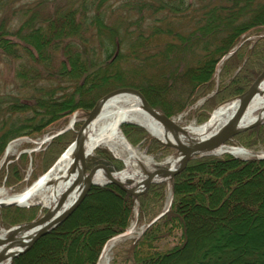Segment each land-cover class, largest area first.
I'll list each match as a JSON object with an SVG mask.
<instances>
[{"label": "trees", "instance_id": "16d2710c", "mask_svg": "<svg viewBox=\"0 0 264 264\" xmlns=\"http://www.w3.org/2000/svg\"><path fill=\"white\" fill-rule=\"evenodd\" d=\"M263 69L264 0H0V73L9 77L0 79V158L12 140L55 134L75 111L91 109L103 96L123 87L138 89L151 106L170 117L203 99L188 118L204 121L218 103L247 91ZM123 132L132 143L144 140L145 133L138 127L123 126ZM75 136L73 131L57 135L33 156L42 157L48 170ZM146 143L151 154L172 151L155 139ZM228 144L263 150L264 123ZM97 153L88 158V168L105 158L113 160L104 150ZM27 157L22 154L2 168L0 176L9 186L13 178L21 180L15 168L19 158L26 164ZM254 177L264 180V159L244 160L229 154L191 159L170 185L156 183L139 197L142 218L157 216L168 185L172 201L140 238L116 247L118 256L112 264H221L230 244L219 243L223 235L219 223L212 222L231 214L246 217L239 222L243 223L264 209V190L248 191ZM121 193L113 186L94 188L75 215L10 264H34L43 255L47 264H56L52 258L67 243L75 220L72 231L80 222H85V228H77V236L69 239L60 256L66 261L60 264H96L104 244L130 224L133 201ZM93 199L99 205L118 202L122 211L91 230L77 213L85 210L91 220ZM36 211L3 208L0 224L32 220ZM200 218L205 228L198 233L195 222ZM175 231L181 240L167 251L158 250L155 243ZM197 234L214 241L196 243ZM84 241L80 262L76 247ZM45 242L52 250L33 256ZM69 253L76 256L74 261L68 259ZM239 254L247 264L263 261L258 248ZM237 260L233 257L230 262Z\"/></svg>", "mask_w": 264, "mask_h": 264}, {"label": "rangeland", "instance_id": "374dc122", "mask_svg": "<svg viewBox=\"0 0 264 264\" xmlns=\"http://www.w3.org/2000/svg\"><path fill=\"white\" fill-rule=\"evenodd\" d=\"M7 73H9V72H7ZM7 78H9V77L4 76L2 73H0V79H7ZM6 83L7 82H5L4 85H6ZM2 84H3V82L0 81V85H2ZM129 88H132V87H129ZM133 89H136V88H133ZM230 99H232V98H230ZM230 99H228V100H230ZM203 102H204V100L200 99L196 103L195 106L191 107L189 110H187L185 112H182L180 114V117L179 116H174V117L168 116V117L174 119L176 123H178L180 126L185 127V128H187L190 125L200 126V125H203L204 123H206L209 120L211 114L214 112V110L218 106L223 104L225 101L221 102V103H218L215 107H213V109L211 110V112L209 114L208 119H206L204 121H199V120H196V119L189 120L188 117L191 116L190 112L192 110H194V108L196 109V107L198 105H201ZM93 107L91 109H87V110H84V111L80 110V109L75 111L72 115L69 116L68 120L66 121V123L64 125V128L61 129V130L63 131L67 127L72 125L71 121L75 118V121H76L75 125L73 126L72 129L68 130V131H73L74 132V136H75L78 133L80 127L82 126L84 120L87 117L86 116V112L92 110ZM158 111H160V110H158ZM123 126H127L129 128L130 127H138L140 129H142V131L145 133V136L143 138L145 140V142H144V140H141L140 142L134 141L132 143L131 141H129V139L126 136H125V140L133 148V150L135 151L137 156L139 158H141L142 162L145 163V166L147 167L148 171H154V170L159 169L161 167H168V165H169L168 162H167L168 159L171 158V157H175L176 156L177 150L175 148L169 147V146L165 145L163 142H160V141L156 140L151 135V133L147 132L144 129V127H141V126L135 125V124L134 125L124 124L121 127L122 130H123ZM61 130H59V131H61ZM68 131H66V132H68ZM57 133H55V134H57ZM123 134L125 135L124 132H123ZM51 136L53 137L54 134L44 135L42 138H38V139H35V140H32V139H30L28 137L16 138V139L12 140L6 146L3 156L0 158V173H1L2 168H6V166L12 164L11 161L14 158L18 159V157H20L22 154H27L28 157H27L26 164L21 162V158H19V160L17 162L18 166H16L17 168H15V169H18L17 170V172L19 173L18 177L21 180L19 181L18 179L13 178L12 179L13 183L10 184V186H9V184L6 182V177H2L1 178V176H0V189H4L6 191V194H8V195H15V194L22 193L24 190H26V188H28L33 182H35L41 175L45 174L55 164V162L59 159V157L61 155H59L55 159V161H53V163L49 166L50 168L48 167L49 169L48 170L46 169L47 171L43 167V164H42L43 159H42V157L35 156L36 157L35 158L33 156V153H39L40 151L45 150L48 147V144L51 141V139H50ZM75 139H76V136L72 140L75 141ZM150 139H155L157 142H159L163 146L172 148L171 153L166 154L165 151L163 150L164 152H160L158 155L151 154V152H149L147 150V148H146V144H147L146 142L149 141ZM73 142L68 145V147L65 149V151L73 144ZM28 144H30V146H28ZM226 148L227 149H237V148L245 149L249 153V155L247 157H238L240 159H244V160L251 159V158L264 159V149L263 150H259V151H254V150L246 149V148H244L242 146H239V145H232V144H228L227 146L221 148L225 152L222 153V154H219V155H224V154L232 155L231 153H228L227 150H225ZM99 150H104L107 153H109L110 156L113 158V160H109L108 158H105V159H102V160H104V162H102V161H100L99 163L98 162L97 163L93 162V165L89 166L88 170H90L91 168H93V167H95L96 165H99V164H104V165L109 166V167H115L114 171L119 170L117 167H122L123 166L124 162L121 159H118V157L114 156V154L111 151H109L107 148H105V147H100V148L96 149L90 156L94 157V156L98 155L97 151H99ZM117 156H120V157L124 158V157H126V152H121V154L118 153ZM142 156H146V157L142 158ZM147 158H149L148 159L149 161H147ZM99 159L101 160V158H99ZM33 162H34V164H33ZM135 168L137 170H139L138 166H136ZM252 180L255 183H254V185L248 187V191L251 190V192L260 193L261 191L264 190V180L263 179L260 180L257 177L256 178L254 177V178H252ZM171 182L172 181H167L165 183L170 185ZM127 185L133 187L132 186L133 182H131V180L129 179L127 181ZM127 185H124V186L127 187ZM169 185L167 186V190H166V196H165L166 199L163 200L162 205L160 204V206L157 208V212H158L157 216L155 218H153V217L142 218L141 214H140V211H139V206L140 205H139L138 199H139V197L144 195L146 192L144 194H142V195H139L138 197H135V196H133L131 194L126 193L124 190H122L120 187H118L117 185H115L113 183L106 184V186L115 187L116 190H118L119 192H122L121 194H124V195H127V196L131 197L132 201H133L132 203H133L134 206H133L132 216H131L130 222H129L130 224L127 227L126 231H124L120 235H117V236L111 238L110 240H108L104 244L103 248H105V253H104L105 257L100 256L96 264H112L113 260L118 256V255L117 256H115V255H116V247L119 244H121V243H125L126 244L127 242H129V240H127V239H134V238L138 239V238H140L141 235L145 232V230L150 226V224L151 223H155L157 221L156 220L155 222H153L154 219H156L158 216H163L169 210V208L171 206V201H172V195H171V191L169 189V187H170ZM94 200L95 199H93L89 203V205H94V207L96 206L95 208H93V210L95 212L92 215L93 218L91 220H89V218L91 216L85 215L86 214L85 210H80L77 213L79 218L80 217H82V218L85 217L83 219L84 220L86 219V222L88 224L87 228H91V230L94 229L95 226H97V224L99 225V224L105 223L107 221V218H109V217L112 218L113 214L119 215L121 213V211H122L121 210V206L122 205L120 203L118 204V202L116 204L115 202L107 201V202H104L102 205H99L100 203L97 202L98 200H96V201H94ZM7 207H17L19 209H24V207H22V206L21 207H19V206H7ZM31 207L37 208V211H36L34 219L29 220V221H25V222H22V223H18V224H15V225H11V226H8V225L1 226V224H0V232H2L4 230H9V229L17 227L19 225H23V224H26V223H30V222L36 221L37 219H39L44 214V212L47 211L46 209H44L40 205H33ZM79 207L76 209V211L79 209ZM3 208H6V207H0V212H1V210ZM76 211L72 215H75ZM244 218H246V217H244V216L241 217L240 215H237V216L233 217L231 214H228L227 218H225L224 220L223 219L220 220V221H216L215 220V221L212 222V223H219L218 232L223 235V240H220L219 243L220 244H226V243L230 244L229 248H227V249H229L230 252L225 250L226 252H224L223 255H222L221 264H247V263H244V260H243L244 256L239 254V251L248 250L251 247L259 249V252L261 253V259L263 261L259 262L258 264H264V209L261 210V212H259L257 214V216L255 215V217H251L250 220L244 221L243 223H239ZM83 223H85V222H83ZM83 223L80 222L79 226H76V227L78 229L85 228V227H82V225H84ZM195 223H196L195 228H196V231L198 230V233L201 231V229L205 228L204 227L205 224L202 221V219L201 220H199V219L196 220ZM70 224L71 223H68V225H70ZM72 224L73 225L70 226L69 237H66L68 244L65 241L63 243L64 247L61 244L60 248H58L56 250V252L58 253L57 254L58 256L52 258L53 259V261H52L53 263L55 262L56 264H60L61 262L66 261V259L61 260L60 256H63V254H62L63 250H65V249L67 250L68 249V246H69V243H70L69 239H72L75 236H77L76 232L78 230L77 228H75L74 231L71 230L72 229L71 227H73L74 224L75 225L77 224L76 220H75V223H72ZM52 231H50V232H52ZM65 231H66V228H65V230H63V232L65 233ZM180 238H181L180 232L175 231V233L172 234L169 238H166V239H164L162 241L156 242L155 246L160 251H167L170 248H172L175 244H177L181 240ZM232 238H234V239H232ZM194 239H196V243L198 242L199 244H201V243L204 244L206 242L213 243V241H214V240L212 241L213 238H210L211 240H206L205 237L203 238V236H199V234H197L196 237L194 236ZM86 242L87 241H84L82 243V245L80 243H78V245L76 247V249H78V253L77 254H78L79 257H81V260L79 259L80 262H83V258L85 256L84 254H85V249H86L85 248ZM48 244H49L48 242H45L42 246H40L33 253V256L38 254V253H40V252H43V253L46 252V251L49 252V250L51 248H49ZM102 252H103V249H102ZM147 252L148 251L146 249L143 250V253H147ZM47 255H48V253H47ZM18 257L13 259V261L16 260ZM44 257L47 258L45 255H43L42 260H39L37 263H34V264H47V259L45 261ZM233 257H238V260L234 261V262H232V261L230 262V260H232ZM75 258H76V256L73 257L70 253L68 254V259L70 261L71 260L74 261ZM13 261H11L10 263H12ZM10 263H6V264H10Z\"/></svg>", "mask_w": 264, "mask_h": 264}, {"label": "bare ground", "instance_id": "6f19581e", "mask_svg": "<svg viewBox=\"0 0 264 264\" xmlns=\"http://www.w3.org/2000/svg\"><path fill=\"white\" fill-rule=\"evenodd\" d=\"M120 89V88H119ZM261 91L253 98L250 103L244 117L243 124L251 123L256 118H264V83L260 87ZM226 102V101H225ZM223 103L218 106L213 113L211 120L203 125L196 126L190 125L186 128L187 134L190 137H203L208 136L215 132L220 126H222L237 110L238 101L229 103ZM141 101L137 95L133 93L120 92L115 96L111 97L102 107L100 113L95 116L93 121L85 129V146L90 155L98 148L105 147L111 151L114 156L121 159L124 163L122 168L114 171L113 174L107 176L103 169L99 170L94 177V182L97 184H105L109 181H117L123 185H127V181L130 179L133 182L134 191H141L142 188L137 182H144L148 179H152V176L142 171V167L146 168L145 163L142 162L141 158L137 156L133 148L125 140V135L121 129L122 125H139L151 133V135L158 141L169 142L173 144H185L187 136L184 134L175 133L172 130L165 129L157 120L151 117L141 106ZM180 117V115H178ZM75 118L71 121V126L75 125ZM71 128V129H72ZM62 131V130H61ZM60 132V131H59ZM78 134V133H77ZM76 134V137H77ZM51 140L53 137L51 136ZM77 145L73 143L64 153L61 161L53 169H49L45 174L41 175L40 183L33 189L28 190L32 183L22 193L15 195H8L4 189H0V202H17L19 207L28 208L33 205H40L47 211L37 219L40 221V225L51 223L61 211L64 210L71 201L75 193L76 180L80 177L81 164H75L74 158L77 154ZM227 152H232L237 157H247L249 153L242 148L237 149H225ZM121 152H126V157L122 158L117 156ZM224 150H218L214 155L224 153ZM117 153V154H116ZM61 155V156H62ZM60 156V157H61ZM146 156H142L145 158ZM183 154L178 151V157H171L168 159V167L170 165L172 169H175L179 162L182 160ZM149 158H147V161ZM138 166L137 170L135 167ZM140 167V168H139ZM37 181V180H36ZM35 181V182H36ZM167 182V181H163ZM106 186V185H104ZM98 186V187H104ZM127 187H131L128 186ZM132 188V187H131ZM63 207L60 209L53 210L48 214V209H55L58 203H61ZM48 214V215H47ZM13 229V228H11ZM4 230L0 232V241L5 238V235L18 231V227H14L13 230ZM30 241V236L25 238L22 242L13 245L9 251V258L11 255H15L24 249L26 243ZM3 248V247H1ZM0 248V249H1ZM100 256L105 257V248Z\"/></svg>", "mask_w": 264, "mask_h": 264}, {"label": "water", "instance_id": "95a60500", "mask_svg": "<svg viewBox=\"0 0 264 264\" xmlns=\"http://www.w3.org/2000/svg\"><path fill=\"white\" fill-rule=\"evenodd\" d=\"M263 83H264V69L261 72V74L255 79V81L252 83V85L249 87L247 91L225 102V103H229L233 101H238L237 110L215 132L211 133L208 136H204V138L203 137L194 138L188 136L185 127L180 126L178 123L175 122L174 119L169 118L167 115H165L164 113L158 111L153 106H151V104L147 101L145 96L137 89L123 87L103 96L100 100L97 101L96 105L93 107L92 110L86 112L87 117L84 120L82 126L80 127L77 137L74 141V143L78 147L74 161L75 164L78 163L81 164V172L79 175L80 177L76 180L75 190H74L76 195L72 197L73 199L69 201L66 207H64V210L61 211V214H59L51 223L40 225V221H33L30 223L17 226L19 228L18 231H14L13 233H9L8 235H5V238L2 237L3 239L0 241V248L1 247L3 248L0 249V264L10 263L11 261H13V259L28 251L40 237L48 234L53 229L59 227L85 201V199L89 196V194L92 192L94 188L98 186H104L109 183H113L118 187H120L122 190H124L126 193L138 197L139 195H142L145 192H147V190L156 183H161L163 181H172L177 174H179L186 168V166L188 165L191 159L197 156H203L211 153L217 154V151L225 147L226 144L229 141H231L235 136L263 124L264 118H260V117L256 118L251 123L248 124L242 123L243 117L250 103L252 102L253 98L261 91L260 87L263 85ZM120 92L133 93L137 95V97L141 101L140 104L141 108L144 111H146L151 117L157 120L165 129L172 130L173 132L179 134L182 133L188 137L187 140L184 141L185 144H180V145L169 143L166 141L165 142L161 141L165 145L175 148L177 150V154H176L177 157H178V151L182 152L183 158L175 169H172L171 165L169 168H159L154 171H148L146 168L142 167L141 168L142 171L152 176V179H148L140 183L137 182V184L142 188L141 191H134L135 188L125 187L123 184L114 180L106 182L105 184H97L94 182V177L99 170L103 169L106 175L109 176L113 174L115 167H109L104 164H99L88 170V166H87L88 157L90 156L91 152H88L85 146V138H86L85 129L93 121L95 116H97L100 113V110L102 109L104 104L111 97L115 96ZM262 92L263 91H261L260 94H262ZM213 113L211 114L209 120L203 125L207 124L211 120ZM71 128L72 126L70 125L65 130L55 134L53 137L63 134ZM229 153L233 154L232 152ZM62 157L63 155L59 157V159L55 162V164L51 167V169L57 166V164L61 161ZM117 168L120 169L122 167H117ZM39 180L40 179H37V181L34 182L28 190H33L40 183ZM7 206H18V205L17 202L15 201L0 202V207H7ZM62 207H63L62 202L58 203L55 209H48L49 211L48 214L51 213L53 210L60 209ZM160 217L161 216H158L156 219L153 220V222L158 220ZM28 236H30V241L26 243L24 249H22V251L18 252L15 255H11V257L9 258L8 256L9 249L16 243L22 242Z\"/></svg>", "mask_w": 264, "mask_h": 264}]
</instances>
